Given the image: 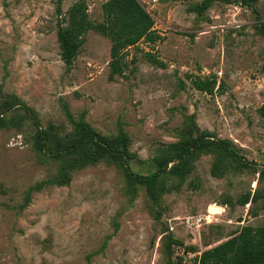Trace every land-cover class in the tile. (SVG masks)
I'll list each match as a JSON object with an SVG mask.
<instances>
[{"label": "rangeland", "instance_id": "rangeland-1", "mask_svg": "<svg viewBox=\"0 0 264 264\" xmlns=\"http://www.w3.org/2000/svg\"><path fill=\"white\" fill-rule=\"evenodd\" d=\"M77 1L0 0V264H195L241 226L264 228V0L257 14L214 0L200 17L203 0H138L161 39L129 49V71L113 82L110 43L94 31L69 71L61 58L57 25ZM84 2L101 23L104 0ZM194 78L215 79L212 94ZM23 107L60 139L74 133L70 118L108 140L122 132L138 176L200 136L228 141L248 163L200 149L184 175L169 163L153 196L120 160L39 186L63 163L36 151Z\"/></svg>", "mask_w": 264, "mask_h": 264}, {"label": "trees", "instance_id": "trees-1", "mask_svg": "<svg viewBox=\"0 0 264 264\" xmlns=\"http://www.w3.org/2000/svg\"><path fill=\"white\" fill-rule=\"evenodd\" d=\"M258 0H239L241 6L249 7L257 14L254 4ZM214 0H203L194 8L198 17L202 16ZM60 3L55 7L56 15H62ZM102 21L93 24L87 15V6L84 0H78L71 5L64 19L58 23L56 36L61 50V58L67 71L72 68L73 62L84 42L88 31H94L105 37L110 43V61L108 63V81L125 78L129 71V61L126 55L129 49L140 42L154 44L160 36L154 30V21L138 0H104L101 5ZM264 30V28H263ZM215 79H193V87L200 92L212 94ZM26 115L35 127L34 148L42 155L54 160H61L63 166L59 176L41 183L64 186L70 182V173L93 165L101 160L117 162L120 160L125 168V175L129 181L138 185H145L149 195H154L157 178L164 173L169 163H173L170 174L184 175L187 173L189 162L194 152L204 149L225 155L233 159L242 160L234 147L225 140L208 141L200 136L186 144L173 147L167 156L157 159V170L148 176H138L130 172L127 164V142L120 132L116 139L108 140L94 132L86 123L75 122L70 118L74 133L66 139H60L56 134L44 130L33 111L23 107ZM0 125H4L1 124ZM249 165V164H248ZM211 174L221 177V164H213ZM252 200H256L253 197ZM249 196L240 202L247 204ZM255 217L256 215H252ZM195 264H264V228L241 226L230 239L202 252L195 258Z\"/></svg>", "mask_w": 264, "mask_h": 264}, {"label": "bare ground", "instance_id": "bare-ground-1", "mask_svg": "<svg viewBox=\"0 0 264 264\" xmlns=\"http://www.w3.org/2000/svg\"><path fill=\"white\" fill-rule=\"evenodd\" d=\"M211 210H212V212H214V213L217 212V209H215V208H212Z\"/></svg>", "mask_w": 264, "mask_h": 264}, {"label": "water", "instance_id": "water-1", "mask_svg": "<svg viewBox=\"0 0 264 264\" xmlns=\"http://www.w3.org/2000/svg\"><path fill=\"white\" fill-rule=\"evenodd\" d=\"M210 210H211V208H210ZM212 211V210H211Z\"/></svg>", "mask_w": 264, "mask_h": 264}]
</instances>
